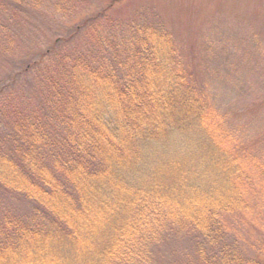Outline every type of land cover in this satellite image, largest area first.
Instances as JSON below:
<instances>
[{
    "label": "trees",
    "instance_id": "obj_1",
    "mask_svg": "<svg viewBox=\"0 0 264 264\" xmlns=\"http://www.w3.org/2000/svg\"><path fill=\"white\" fill-rule=\"evenodd\" d=\"M41 6L59 10V0H0V264H148V243L185 234L195 241L187 264H261L219 217L238 209V224L240 203L227 194L187 202L178 191L186 161L166 163L188 134L223 135L222 114L202 107L164 27L125 22L130 41L116 46L124 21L99 11L37 53L17 52L13 37ZM254 168L264 183V163ZM172 193L192 214L180 228L169 222ZM169 257L160 264L182 261Z\"/></svg>",
    "mask_w": 264,
    "mask_h": 264
},
{
    "label": "rangeland",
    "instance_id": "obj_2",
    "mask_svg": "<svg viewBox=\"0 0 264 264\" xmlns=\"http://www.w3.org/2000/svg\"><path fill=\"white\" fill-rule=\"evenodd\" d=\"M99 11L106 18L124 21L116 28L117 34L113 33L116 41L123 35L125 22L131 27L133 21L140 19L161 24L172 42L173 54L182 61L179 69L185 70L193 88L204 95L200 98L202 107L213 110L215 115L222 114L223 136L219 141L216 138L217 142H204L188 134L181 150L168 151L164 158L167 164L186 161L183 176L179 175L178 191L187 202L199 205L204 197L227 194L231 201L240 203L245 216L238 224L231 221L238 216V209L223 210L219 217L224 220L223 225L232 224L230 231L227 228L229 236L236 235L244 250L250 256H261L252 258H259L264 264V183L262 174L254 168L256 163H264V0H59V10L41 6L32 11L39 16L34 19L36 22L23 28L12 43L19 46L17 52L32 47L30 53H37L48 45L45 38L49 42L55 36L67 35L62 26L71 28ZM42 18L44 23H40ZM122 37L123 42L131 38L127 33ZM217 147L225 149L227 157ZM225 163L231 166L228 168ZM174 197L172 193V201L177 200V204L169 208L177 218L169 222L180 228L186 219L190 222L192 214L187 218L186 210L177 209L184 202ZM158 213L167 220L162 208ZM185 233L189 232L182 234ZM166 236L148 243L142 260L148 251V264L167 263L169 254L175 252L177 261L187 264L189 260L183 257L190 254V243L195 241H189L191 236L187 234Z\"/></svg>",
    "mask_w": 264,
    "mask_h": 264
}]
</instances>
